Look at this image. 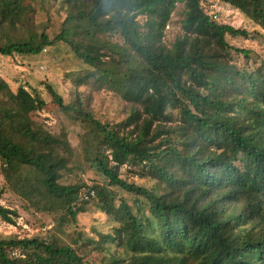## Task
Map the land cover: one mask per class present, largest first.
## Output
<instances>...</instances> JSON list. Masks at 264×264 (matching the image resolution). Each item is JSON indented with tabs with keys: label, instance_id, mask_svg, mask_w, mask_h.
<instances>
[{
	"label": "trees",
	"instance_id": "16d2710c",
	"mask_svg": "<svg viewBox=\"0 0 264 264\" xmlns=\"http://www.w3.org/2000/svg\"><path fill=\"white\" fill-rule=\"evenodd\" d=\"M221 1L264 28V0ZM21 2L0 0V30L7 24L17 31L0 45V55H39L46 45L64 41L90 67L78 84L125 99L135 86L146 90L147 117L134 111L111 124L95 116L90 95L78 93L66 102L47 85L59 110L86 127V160L108 185L143 201L133 212L125 201L116 206L107 185L60 182L62 171L71 170L67 134L36 128L32 115L45 101L24 86L13 91L0 77L6 187L34 211L59 213L61 220L75 221L94 204L120 222L114 234H101V242L119 241L130 251L127 258L91 263L57 239L0 235V264H264V61L252 65L250 50L226 39L248 32L213 20L201 0H89L66 16L54 38L29 30L21 36L22 20L32 10H19ZM177 3L185 6L184 33L168 47L163 30ZM113 32L122 44L105 36ZM232 50L245 56L243 66L233 62ZM172 104L178 116L169 111ZM122 124L133 128L122 133ZM128 162L141 164L154 186L121 178L119 168ZM15 215L0 203L1 219L14 222Z\"/></svg>",
	"mask_w": 264,
	"mask_h": 264
},
{
	"label": "rangeland",
	"instance_id": "374dc122",
	"mask_svg": "<svg viewBox=\"0 0 264 264\" xmlns=\"http://www.w3.org/2000/svg\"><path fill=\"white\" fill-rule=\"evenodd\" d=\"M87 2L89 0H22L19 10H26L28 7L32 10L22 20L26 23L24 24L26 27H23L24 31L21 36L27 35L29 30L35 36L45 31L50 38H54L61 32L66 16L86 6ZM239 11L240 15L234 27L244 29L248 34L246 36L227 34L226 39L235 47L250 50L249 63L255 66L264 61V28L241 9ZM24 13L25 11H22V15ZM184 13V4L177 3L163 30L162 42L166 46L171 47L176 38L184 33L182 28ZM139 18L142 20L145 17L140 16ZM231 20L233 21L232 18ZM5 27L0 30V45L17 36V31L13 27L7 24ZM105 36L109 40L122 44L119 32L108 33ZM231 54L233 62H237L239 66L247 62L245 56L236 50H232ZM113 56L118 57L116 54ZM138 63L142 65L141 60ZM88 68H90L88 64L79 58L71 46L64 41L46 45L39 55L17 54L8 57L0 55V77L8 82L11 89L16 91L19 86H24L28 91L39 94L45 101L43 108L33 113V125L53 134H67L72 147V156H69L68 164L71 170L62 171L60 182L74 183L79 180L89 186L97 183L107 185L115 194L116 206L125 201L133 212H137L139 208L137 200L142 202L143 199L119 185H108L109 179L104 178L92 163L86 160V145L83 139L86 127L80 120H75L70 114L59 110L51 98L47 85L53 86L66 102L75 98L78 93L82 96L90 95L91 107L95 116L111 124L123 122L134 111L139 112L142 119L147 117L142 104L146 90L135 86L132 96L125 99L107 88L95 90L91 84H78V79L82 78ZM169 111L178 116L177 104H172ZM132 128L133 125H120L122 133L129 132ZM105 152L109 155V151ZM146 174L147 170L142 168L141 164L128 162L119 168V175L124 180L137 185L154 186V181ZM0 190H2L0 203L17 211V215L13 216L14 222H7L0 218L1 236L19 238L42 236L47 239H57L77 248L91 263L105 262L112 256L124 258L129 256L130 251L120 245L119 241L101 242V234H114L120 222L115 219L114 215L106 213L94 204L88 211L79 213L75 221L66 218L61 220L59 213L34 211L23 198L6 187L1 172V160ZM85 191L87 189H84L83 196L87 198L88 194Z\"/></svg>",
	"mask_w": 264,
	"mask_h": 264
},
{
	"label": "built area",
	"instance_id": "2783aa9c",
	"mask_svg": "<svg viewBox=\"0 0 264 264\" xmlns=\"http://www.w3.org/2000/svg\"><path fill=\"white\" fill-rule=\"evenodd\" d=\"M201 6L204 7L213 20L223 24L235 26V21L240 15L239 8L221 0H201Z\"/></svg>",
	"mask_w": 264,
	"mask_h": 264
}]
</instances>
